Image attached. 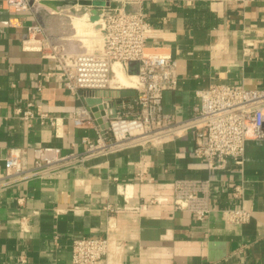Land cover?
Instances as JSON below:
<instances>
[{"label":"crops","instance_id":"obj_1","mask_svg":"<svg viewBox=\"0 0 264 264\" xmlns=\"http://www.w3.org/2000/svg\"><path fill=\"white\" fill-rule=\"evenodd\" d=\"M144 13L153 32L147 53L178 62V89L164 95L178 120L211 85L264 88V0H154ZM34 23L31 13L0 0V179L9 155L25 154L31 165L36 147L81 154L83 139L96 138L98 126L71 121L79 102L61 83L43 80L38 91L39 74L43 79L53 62L42 53L43 35L27 34ZM31 98L57 127L39 119L29 126L15 114ZM193 145L186 136L94 156L47 179L7 178L0 187V264H72L73 240L105 235L112 240L109 264H264V140H248L243 164L218 172L195 157ZM185 178L211 179L217 210L239 204L233 187L242 186L250 221L230 224L219 211L198 221L171 205L140 211L152 197L172 198L174 182Z\"/></svg>","mask_w":264,"mask_h":264},{"label":"built area","instance_id":"obj_2","mask_svg":"<svg viewBox=\"0 0 264 264\" xmlns=\"http://www.w3.org/2000/svg\"><path fill=\"white\" fill-rule=\"evenodd\" d=\"M44 1L6 0L12 10L31 13L35 23L26 26L27 34L43 35L42 53L53 62V69L43 79V74H39L38 91L42 92L45 86L43 80L61 83L79 102L71 121L77 127L98 126L96 138L83 139L87 149L81 154L63 155L58 147H36L31 165L26 162L25 154L9 155L7 174L0 179V187L9 183L6 179L10 177L47 179L94 156H107L128 148L158 147L186 136L193 140L195 157L205 162L210 171L218 172L225 170L230 162L243 164L248 140H264V88L214 84L197 92L199 101L187 118L178 120L166 111L164 95L178 89L180 78L175 59L147 53L153 32L144 5L154 0H110L108 6L100 8L76 4L65 9L49 8ZM94 10H100L94 23H100L95 29L101 35L102 45L89 52L84 50L86 46L71 24L73 16L84 14L93 22ZM63 15L70 19L71 28L63 23L60 26L66 31L54 30L57 24L49 27L54 17L60 19ZM115 65L127 75L134 72L132 76L137 80L129 89L136 90L137 95L123 103V110L117 111L110 118L109 127L103 130L94 116V108L105 107L107 115V93L127 89L114 82ZM111 98V102L116 100ZM90 99L104 102L92 107L87 103ZM14 111L29 126L35 119L42 124L58 125L57 119L43 111L36 98L29 99L25 105H16ZM211 188V179H179L173 184L172 198L152 197L139 209L171 205L174 210L191 213L198 221H204L216 211L222 212L230 224L250 221L252 214L244 203L242 186L233 187L234 199L241 202L222 210L215 209L211 203ZM128 189L125 186L123 194ZM118 244L127 247L125 243ZM111 245L109 235L77 238L73 240L72 264H109Z\"/></svg>","mask_w":264,"mask_h":264},{"label":"water","instance_id":"obj_3","mask_svg":"<svg viewBox=\"0 0 264 264\" xmlns=\"http://www.w3.org/2000/svg\"><path fill=\"white\" fill-rule=\"evenodd\" d=\"M110 0H72V1H58V0H46L43 2V4L49 8L57 9L59 7H69L76 4L82 5L84 7L87 6H94L96 8L104 7L109 5ZM100 13V10H94V16L91 18L93 22L98 20V15ZM131 75H134L133 71H130ZM109 97L107 98L106 102H108V108L110 109L109 112L106 115V112L104 111L105 107L100 108H94V116L98 120V124H100L101 128L103 130H106L109 127V120L110 118H113L115 114L117 113V106H120L124 103L125 100L127 102L129 99L135 97L137 95V91L134 89H121L118 91L109 92ZM111 97L116 98V102H111ZM104 102L103 99L99 100H88L87 103L90 106H95L97 104H101Z\"/></svg>","mask_w":264,"mask_h":264},{"label":"bare ground","instance_id":"obj_4","mask_svg":"<svg viewBox=\"0 0 264 264\" xmlns=\"http://www.w3.org/2000/svg\"><path fill=\"white\" fill-rule=\"evenodd\" d=\"M99 24H100L99 22L94 23V22L89 21L88 16L84 14L80 16H74L73 22L71 25H72V29L75 31L76 34L77 33L82 34V30H83V32L88 38H95V34L99 32L97 29H95V26ZM78 37L80 39L83 38L82 35ZM114 71L116 73V78L114 82H116L119 86L123 88H132L135 85L136 80H137L136 77L132 75H127L126 73H124L120 69L119 65L114 66Z\"/></svg>","mask_w":264,"mask_h":264},{"label":"rangeland","instance_id":"obj_5","mask_svg":"<svg viewBox=\"0 0 264 264\" xmlns=\"http://www.w3.org/2000/svg\"><path fill=\"white\" fill-rule=\"evenodd\" d=\"M61 9H65V7H62ZM73 17H72V19H73ZM46 21H47V19H46ZM51 21H52L53 25H56V24L58 25L57 27H54V30H56L58 32L59 31L60 32L61 31H66L65 29L61 28L60 25L62 23L65 24L66 27L68 26L67 28H71L70 19L66 15H63L62 18H60V19H57L56 17H54ZM48 22H49V20H48ZM74 33H75V31H74ZM80 35L83 36V38L81 40L84 42V45L86 46L84 50H88L89 52H91V51H93L95 49L96 45H102V40H101V37H100L101 35L99 34V32L95 34V38H88L85 35V33L83 32V30H82V34L77 33V36H80Z\"/></svg>","mask_w":264,"mask_h":264}]
</instances>
